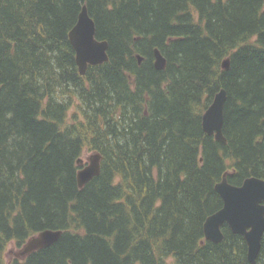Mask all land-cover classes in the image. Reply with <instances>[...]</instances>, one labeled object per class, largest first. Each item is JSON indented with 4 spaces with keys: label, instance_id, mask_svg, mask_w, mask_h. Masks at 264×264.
Wrapping results in <instances>:
<instances>
[{
    "label": "trees",
    "instance_id": "1",
    "mask_svg": "<svg viewBox=\"0 0 264 264\" xmlns=\"http://www.w3.org/2000/svg\"><path fill=\"white\" fill-rule=\"evenodd\" d=\"M84 5L109 61L82 76ZM221 89L227 143L203 130ZM85 149L101 173L80 188ZM226 173L264 179V0H0V264L45 230L11 264H251L228 225L205 239Z\"/></svg>",
    "mask_w": 264,
    "mask_h": 264
},
{
    "label": "water",
    "instance_id": "2",
    "mask_svg": "<svg viewBox=\"0 0 264 264\" xmlns=\"http://www.w3.org/2000/svg\"><path fill=\"white\" fill-rule=\"evenodd\" d=\"M97 28L89 14L87 5L82 7L78 21L69 33L70 42L76 52V63L79 72L84 76L89 66H98L109 61V43L96 37ZM155 68L162 71L167 60L156 48L154 50ZM139 62L143 60L138 56ZM222 68L230 69V59L222 62ZM227 92L221 89L214 97L212 104L203 115V130L207 135L214 136L217 141L227 143L224 136L225 105ZM102 156L94 153L89 157V164L77 174L80 188L101 173ZM82 159L78 163H82ZM228 173L223 175L215 189L223 200V207L210 215L204 223L206 240L216 244L224 240L223 227L228 225L234 234L244 237L247 243L248 260L256 264L261 251L264 237V179L249 177L240 186L228 181ZM63 235L62 230H45L31 237L21 251L22 258L48 248L57 243Z\"/></svg>",
    "mask_w": 264,
    "mask_h": 264
},
{
    "label": "rangeland",
    "instance_id": "3",
    "mask_svg": "<svg viewBox=\"0 0 264 264\" xmlns=\"http://www.w3.org/2000/svg\"><path fill=\"white\" fill-rule=\"evenodd\" d=\"M76 112V107L71 109L69 112L70 116H72ZM95 152L89 151L88 149L84 150V153L81 157L82 161V168L88 165V159L90 156H92ZM28 240L26 241V243ZM25 243V245H26ZM24 244L21 247H18L15 245V243H10L9 246L7 247L5 254H4V264H11L12 261L19 259L22 260V255L21 251L23 250ZM20 249V250H19Z\"/></svg>",
    "mask_w": 264,
    "mask_h": 264
},
{
    "label": "bare ground",
    "instance_id": "4",
    "mask_svg": "<svg viewBox=\"0 0 264 264\" xmlns=\"http://www.w3.org/2000/svg\"><path fill=\"white\" fill-rule=\"evenodd\" d=\"M75 51V50H74ZM213 100V99H212ZM40 233V232H39ZM31 238V237H30ZM29 241V240H28ZM25 245V244H24ZM20 250V249H19Z\"/></svg>",
    "mask_w": 264,
    "mask_h": 264
}]
</instances>
